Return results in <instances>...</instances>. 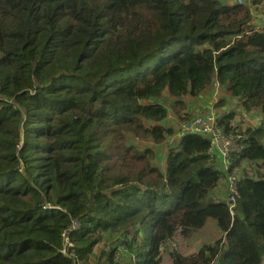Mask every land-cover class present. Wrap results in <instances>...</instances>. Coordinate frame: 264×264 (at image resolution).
I'll return each instance as SVG.
<instances>
[{
	"label": "trees",
	"instance_id": "trees-1",
	"mask_svg": "<svg viewBox=\"0 0 264 264\" xmlns=\"http://www.w3.org/2000/svg\"><path fill=\"white\" fill-rule=\"evenodd\" d=\"M261 1L0 0V264H88L111 237L134 254L126 264H162L163 241L209 218L222 236L193 254L167 250L173 264H264V174L239 172L264 162V125L218 116L245 136L227 168L199 132L160 156L123 145L168 142L170 112L183 118L216 82L243 112L264 114Z\"/></svg>",
	"mask_w": 264,
	"mask_h": 264
},
{
	"label": "rangeland",
	"instance_id": "rangeland-1",
	"mask_svg": "<svg viewBox=\"0 0 264 264\" xmlns=\"http://www.w3.org/2000/svg\"><path fill=\"white\" fill-rule=\"evenodd\" d=\"M227 3V2H226ZM221 86H216V83L213 85L211 90L207 92L204 97L197 99L194 103V106L192 105L191 108L183 110L181 116H178L174 114L173 112H170L169 118L164 122L166 125H171L175 129V133L172 136V138L176 139V134L179 129V125L182 122H185V120L192 119L196 116L205 115L210 112V109L214 110V114L212 116H215L216 118L220 115L226 114V113H232L231 111H235V120L233 121L235 125L241 126L242 130L244 131L246 127H260L264 125V114L260 111L251 113L250 116H248L245 112H243L242 108L239 106V104L236 102V100L227 98L225 94L222 92L223 89H221ZM225 99V103L217 106V104L213 105L211 100L215 101V103H220L222 99ZM212 103V104H211ZM203 110L200 113V110ZM213 112V111H212ZM200 114V115H198ZM196 115V116H195ZM126 141L123 142V145L127 146V143H134L136 146L146 148L149 146L152 151L157 155L160 156V153H164L170 143H173V141L169 140L165 143L161 144H155L151 140L147 141L139 136H136L132 139H125ZM121 142V141H120ZM23 142L20 141L18 144V147H23ZM122 145V146H123ZM125 146V147H126ZM116 157V156H115ZM129 160V159H128ZM143 165V162L141 163ZM242 168H245L246 171L252 175L255 176L257 173L264 174V162L260 163H243L239 167L240 174L242 173ZM129 169V167L127 168ZM192 236L193 239L189 241V244H185L184 242H187L190 238L187 240L183 238L182 236L178 235L176 236V247H178V252H181L183 254H190L197 250L198 246H202L205 244H212L216 240H218L222 236V231L217 225V222L213 218L208 219V223L206 226L198 231H196ZM111 240H114L113 243H111ZM123 238L120 237H111L104 242L100 243L94 250V254L91 257V260L88 264H113L108 259V250L110 251L111 248H117ZM124 241V240H123ZM105 250V251H103ZM103 251V252H102ZM129 252H124L121 257V263L126 264L129 260L130 256L128 255ZM167 259L169 257L167 255H164V264H166Z\"/></svg>",
	"mask_w": 264,
	"mask_h": 264
},
{
	"label": "built area",
	"instance_id": "built-area-1",
	"mask_svg": "<svg viewBox=\"0 0 264 264\" xmlns=\"http://www.w3.org/2000/svg\"><path fill=\"white\" fill-rule=\"evenodd\" d=\"M239 2H245L244 0H239ZM264 27V21L259 25L260 28ZM216 86H219V83L216 82ZM213 111V112H212ZM214 114V110H210L209 113L205 115L196 116L192 119L191 122H182L180 123L179 132L185 134L187 132H204L208 134L211 138V150L218 152L223 160V164L227 168L230 165V158L235 153H240L243 150L242 140L245 137L241 133L236 131V133H226L222 128L217 126V119ZM248 115V114H247ZM249 116V115H248ZM238 174L237 171L231 173L227 180V194L225 195L226 201L230 203L231 210L233 214V207L235 206L236 196L238 194ZM78 223L74 227H78ZM76 227V228H77ZM75 228V229H76ZM63 235L65 240L69 239V231L65 230ZM166 248H176V241L173 239L166 240L162 246L161 251H164Z\"/></svg>",
	"mask_w": 264,
	"mask_h": 264
},
{
	"label": "crops",
	"instance_id": "crops-1",
	"mask_svg": "<svg viewBox=\"0 0 264 264\" xmlns=\"http://www.w3.org/2000/svg\"><path fill=\"white\" fill-rule=\"evenodd\" d=\"M223 1H225V2H227V3H234V2H236L237 0H223ZM245 1V0H244ZM252 9H254V22L253 23H255L256 24V26H258L259 27V25L264 21V0H262L261 2H260V4L259 5H257V6H255V5H253V7H252ZM222 92H223V90H222ZM200 98H205L204 96L203 97H200ZM197 99H192V101H190L189 103H188V106H190V107H188V108H191V106L193 105L194 106V102L196 101ZM211 102L213 103V105L215 104V101H213V99L211 100ZM211 103V104H212ZM211 110V109H210ZM203 110L201 109L200 110V113L202 112ZM202 114H204L203 112H202ZM198 115H200V114H198ZM196 116V115H195ZM178 134H180V133H177L176 134V137L178 136ZM173 139L174 138H170V140L171 141H173ZM217 194L218 193H221V192H216ZM207 223H208V221H207ZM206 223V224H207ZM206 224H205V226H206ZM204 226V227H205ZM204 227H202V229L204 228ZM78 228V227H77ZM76 228V229H77ZM136 236H137V238H142V236H143V234H142V231L141 230H139L136 234H135ZM176 236H178V235H176ZM176 236H174L173 238H170V239H173V240H175L176 239ZM193 237L194 236H191L190 237V239L189 240H187V242H184L185 244H189V241L190 240H192L193 239ZM168 240V239H167ZM166 241V240H165ZM165 241H163L162 243H161V245H160V247H159V257L160 256H162L163 257V263L162 264H164V255H167L168 257H169V259H167V261H166V264H173V262H172V259H171V256L166 252L167 250H172V249H176L177 251H178V247H176V248H166L164 251H161V246H162V244L165 242ZM201 246H198V248H197V250H195L194 252H192V253H190V254H193V253H196L198 250H199V248H200ZM127 249V250H126ZM118 252H122V255H123V253L124 252H129L128 251V248L126 247V244H125V242L124 243H122V244H120L118 247H117V249H116V251H115V253H114V255L116 254V253H118ZM129 256H130V258L129 259H133V260H135V256H134V254H128ZM185 255H188V254H185ZM122 257V256H121ZM121 257L120 258H118V259H116V261L119 263V264H122L121 263ZM128 262H129V260H128Z\"/></svg>",
	"mask_w": 264,
	"mask_h": 264
},
{
	"label": "bare ground",
	"instance_id": "bare-ground-1",
	"mask_svg": "<svg viewBox=\"0 0 264 264\" xmlns=\"http://www.w3.org/2000/svg\"><path fill=\"white\" fill-rule=\"evenodd\" d=\"M238 2H239V0H237ZM232 124H235L233 121H232ZM221 128V127H220ZM179 129H180V127H179ZM179 129H178V132L177 133H180L179 132ZM199 133H202V134H205L206 136H208L209 138H210V136L208 135V134H206V133H204V132H199ZM211 139V138H210ZM225 199H226V197H225ZM227 202V201H226ZM227 204L229 205V209L231 210V205H230V203L229 202H227ZM78 229V228H77Z\"/></svg>",
	"mask_w": 264,
	"mask_h": 264
}]
</instances>
